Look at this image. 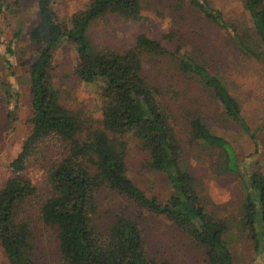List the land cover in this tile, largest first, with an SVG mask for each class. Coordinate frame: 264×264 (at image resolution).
<instances>
[{
	"label": "trees",
	"instance_id": "1",
	"mask_svg": "<svg viewBox=\"0 0 264 264\" xmlns=\"http://www.w3.org/2000/svg\"><path fill=\"white\" fill-rule=\"evenodd\" d=\"M141 1L89 0L68 21H62L52 0H37L38 19L29 31L30 40L37 45L28 65L31 128L9 163L11 176L0 186V246L8 264H42L39 251L46 232L62 264H168L148 256L137 219L116 211L107 225L100 221L103 202L99 195L104 191L132 201L141 211L164 216L203 249L207 264H234L224 238L228 221L198 193L161 91L145 71V56H166L169 50L145 32L121 51L98 47L90 36L93 23L110 14L140 22ZM241 2L263 51L242 40L234 25L207 0H187L207 21L236 36L244 53L258 57L264 53V0ZM64 42L72 43L76 50L72 74L96 89L100 99L96 120L60 101L53 61ZM0 44L9 56L14 54L13 40L2 41L1 22ZM4 61L12 66L9 57ZM177 67L216 101L227 118L249 132L238 100L219 77L187 55L179 59ZM2 90L6 103L14 108L18 93L9 82L3 83ZM187 116L190 140L215 149L222 168L235 172L247 184L241 224L263 250L264 174L241 169L224 136L215 133L203 117ZM128 133L146 153L147 169L165 174L172 189L167 200L148 195L127 175L124 136ZM34 167L44 171L41 184L31 176Z\"/></svg>",
	"mask_w": 264,
	"mask_h": 264
},
{
	"label": "rangeland",
	"instance_id": "2",
	"mask_svg": "<svg viewBox=\"0 0 264 264\" xmlns=\"http://www.w3.org/2000/svg\"><path fill=\"white\" fill-rule=\"evenodd\" d=\"M219 10L224 19L233 24L239 37L251 48L263 51L255 29L241 0H207ZM89 0H52L58 18L68 21L83 9ZM143 19L125 21L107 15L96 20L90 36L98 47L123 50L136 36L145 32L160 40L169 50L166 56L148 55L145 71L151 83L158 86L174 130L184 148L188 168L195 178V187L207 205L228 221L225 235L234 264H264V249L243 229L241 218L247 195V184L233 171L222 168V159L215 149L199 145L189 138L187 115H199L210 128L224 136L232 145L241 169L259 170L264 174V53L254 56L244 53L238 39L224 28L217 27L199 15L187 0H142ZM2 41L13 40L14 54L8 55L0 44V186L11 176L10 161L20 151L30 132L31 115L28 65L37 52V45L29 38V31L37 22V0H0ZM19 30V34H18ZM18 34V36H16ZM169 35L170 37H165ZM191 56L204 64L221 79L238 100L241 115L249 132L221 112L216 101L191 77L178 70L182 56ZM9 57L12 66L4 61ZM76 50L64 42L54 57V82L60 101L68 108L86 113L94 120L100 117V99L94 86L80 81L72 74ZM9 82L18 93L14 108L6 103L2 85ZM13 108V109H12ZM14 110L13 116L9 114ZM128 143L127 175L148 195L165 201L172 189L165 174L147 169L146 153L136 139L125 134ZM31 176L37 184L44 179L42 168L34 167ZM102 223L111 221L116 211L137 219L143 229L148 256L168 264H207L203 249L164 216L141 211L132 201L118 194L101 193ZM49 232L43 234L39 255L42 264H62L55 243L48 242ZM52 237V235H51ZM0 264H8L0 246Z\"/></svg>",
	"mask_w": 264,
	"mask_h": 264
}]
</instances>
